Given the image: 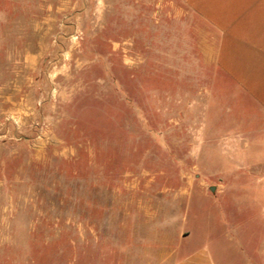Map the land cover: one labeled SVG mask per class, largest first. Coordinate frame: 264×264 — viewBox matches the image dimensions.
Here are the masks:
<instances>
[{"label":"rangeland","instance_id":"374dc122","mask_svg":"<svg viewBox=\"0 0 264 264\" xmlns=\"http://www.w3.org/2000/svg\"><path fill=\"white\" fill-rule=\"evenodd\" d=\"M168 2L0 0V264H127L158 232L264 224V137L229 134Z\"/></svg>","mask_w":264,"mask_h":264},{"label":"crops","instance_id":"0c3cea01","mask_svg":"<svg viewBox=\"0 0 264 264\" xmlns=\"http://www.w3.org/2000/svg\"><path fill=\"white\" fill-rule=\"evenodd\" d=\"M167 5L171 49L187 56L188 69L202 72L203 78L209 75L202 86L210 88L209 103L216 97L219 115L232 116L235 129L229 134L236 139L245 135L253 140L263 138L264 0H169ZM246 121L253 130H245ZM254 184L250 189L262 201L259 211L264 216V183L256 180ZM220 188L226 190L225 185ZM246 228L250 234L244 239L229 237L194 245L184 243L191 237L186 229L173 240L162 239L158 232L143 245L124 242L122 247L128 249L122 253L127 264H228L227 257L238 264H264V239L256 238L257 231L264 232V224L252 222L232 230L237 236L236 232Z\"/></svg>","mask_w":264,"mask_h":264},{"label":"water","instance_id":"95a60500","mask_svg":"<svg viewBox=\"0 0 264 264\" xmlns=\"http://www.w3.org/2000/svg\"><path fill=\"white\" fill-rule=\"evenodd\" d=\"M210 189H211V190H214V188H213V187H211Z\"/></svg>","mask_w":264,"mask_h":264}]
</instances>
